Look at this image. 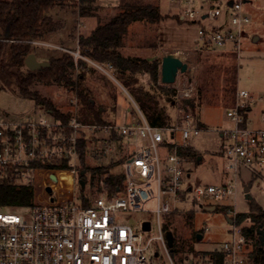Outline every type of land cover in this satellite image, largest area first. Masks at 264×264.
Masks as SVG:
<instances>
[{"label":"built area","instance_id":"obj_1","mask_svg":"<svg viewBox=\"0 0 264 264\" xmlns=\"http://www.w3.org/2000/svg\"><path fill=\"white\" fill-rule=\"evenodd\" d=\"M250 0H167L166 11L183 22L198 24L200 49L231 50L240 55L251 17L245 5ZM0 33V42L8 41ZM33 45L54 46L43 40H27ZM63 48V47H60ZM73 58L84 59L103 74L119 82L112 62H99L79 49L63 48ZM192 85L176 87L173 121L153 125L143 110L133 102L131 118L123 122H86L79 118V97L73 92L72 117L68 121L48 115L14 119L0 113V264H166L160 256L159 240L169 256V264H248L253 239L244 222L229 218L230 237L219 248L193 253L178 263L171 256L165 230L166 215L182 208L188 200L201 207H215L213 202L236 195L232 182L193 185L185 161L190 157L181 150L192 146L203 124L181 103L193 98ZM256 97L239 88L234 104L228 107L230 129L222 130L229 138L224 151L226 171L236 176L242 170L264 178V106L260 125L250 117ZM94 143V149L112 160L123 159V186L109 194L102 191L84 204L76 195L77 168L80 165L78 143L81 138ZM71 160L70 168L56 166ZM70 172L72 182L64 179ZM105 172L104 176H108ZM33 190L30 204L9 205L7 188ZM10 209L24 212L11 213ZM117 212H146L140 230L116 219ZM154 218V219H153ZM150 222V229L143 227ZM155 221L159 233L152 236ZM206 227L205 230H208ZM202 234V233H201Z\"/></svg>","mask_w":264,"mask_h":264},{"label":"rangeland","instance_id":"obj_2","mask_svg":"<svg viewBox=\"0 0 264 264\" xmlns=\"http://www.w3.org/2000/svg\"><path fill=\"white\" fill-rule=\"evenodd\" d=\"M138 1L158 5L162 14L167 18L159 22L145 19L132 22L128 32L124 35V46L122 47L124 52L131 56L148 59H153L159 54L158 58L161 60L162 55L173 52L187 61L190 69L185 73L179 72L176 81L170 84L171 87L175 91L176 87L186 85H192L197 92L199 88L202 89L200 98L195 99L199 104L194 111L202 122L203 129L197 137L192 139V147L198 151L201 159L190 155L185 161V166L190 171L189 182L193 185L223 182H232L236 185V195L213 202L221 208L219 210L215 211L212 209L213 206L201 207L200 204L204 203L202 201L194 204L188 200L182 204L177 214L171 215V218L165 217V222H169L170 230L174 231L177 237L175 251L170 254L176 262L181 263L193 253L203 254L219 248L230 237L228 216L232 217L235 211H237L236 215L238 212L250 211L251 199H247L244 192L246 185H251L249 192L252 199L264 209V178L253 176L245 169L238 176L232 171H226L224 151L229 138L222 135V130L230 129L232 126L227 110L233 91L236 94L239 88H244L256 97L264 95V0H250L245 5L251 17L248 38L244 42L240 55L234 54V57L227 55L222 49L198 50L196 47L200 43L199 25L182 22L175 15L168 13L166 11L167 0ZM121 3L122 0H96L95 13L86 17L79 15L76 6L68 3L58 4L51 11V15L62 23V27L45 37V40L54 46L33 45L32 52L37 54L39 60L48 61L51 57L62 56L64 53L70 54L63 48L76 49L79 35H88L92 32V28L111 20L123 10ZM3 49L0 57L2 86L0 113H7L14 119L48 115L45 106L37 104L31 98L24 97L19 91V80L32 70L26 65L18 68L13 64L10 44L6 43ZM233 66L235 68L234 77H232L231 70ZM84 71L83 83L91 90L95 105L103 110L102 115L113 122H123L131 118L130 112L136 109L128 96L130 92L120 80L119 82L114 81L93 65L91 68H84ZM78 72L79 69L74 73L75 78ZM140 78L149 87L148 76ZM31 88L51 98L62 112L68 113L73 109L70 102L73 91L63 84L55 81L50 83L36 81ZM160 97L162 103L167 105L171 113H174L176 108L170 105L166 96L160 95ZM137 104L139 105L138 102ZM262 106H264L263 102H256L250 113L255 125L261 124L260 109ZM89 145L92 147L94 144ZM100 154L94 149L93 154L88 155L90 166L109 165L117 161L112 160V156ZM123 162L117 166L116 170L124 171ZM62 175L68 183L72 182L70 172H63ZM223 207L226 211L222 210ZM190 209L194 212L191 223L188 222L186 213ZM8 211L11 213L24 212L21 209ZM146 218L152 219L146 212H117L116 214L119 222H128L138 231H141V221ZM247 223H250V220H247ZM206 227L209 229L205 230ZM197 232L202 233V238H197ZM158 233V227L154 221L153 229L149 234L154 236ZM154 246L160 251V256L155 260L169 264V256L161 242L155 241Z\"/></svg>","mask_w":264,"mask_h":264},{"label":"trees","instance_id":"obj_3","mask_svg":"<svg viewBox=\"0 0 264 264\" xmlns=\"http://www.w3.org/2000/svg\"><path fill=\"white\" fill-rule=\"evenodd\" d=\"M68 3L78 8V13L82 17L90 16L97 9L96 0H0V33L4 38L9 39L0 42V57L6 43L10 44L11 58L13 64L22 68L25 66V59L32 52L33 44L27 40H45L50 33L58 31L62 23L56 20L52 15L58 4ZM123 10L115 15L106 23L99 24L88 35L80 34L78 37V46L81 53L88 58L99 62H112L115 65L117 79L128 89L130 94L139 103L148 120L153 125L170 124L173 121V113L166 104L162 103L160 95H165L170 105L175 107V89L170 84L161 82V62L160 58L148 59L146 57L124 55L121 48L124 46V35L128 32L129 25L136 20H148L152 22L162 21L167 18L162 14L160 7L151 2L143 3L138 0H122ZM177 19L178 16L175 15ZM180 20V19H179ZM181 21V20H180ZM183 22V21H182ZM227 55L234 57V52L225 50ZM50 64L39 70L30 71L25 77L19 80V91L24 97L33 99L37 104L46 107L57 118L68 121L72 117V112H62L56 106L53 100L42 95L38 90L31 86L36 81L58 82L71 89L79 97V118L86 122L110 123L102 114L103 110L95 105L91 90L83 83L85 77L84 68H91L88 61L79 59L75 61L71 54L64 53L62 56L51 57ZM79 69L76 78L74 73ZM232 77H234L235 68L231 67ZM105 75V74H104ZM148 76L149 87L143 83L141 76ZM2 89L0 83V91ZM202 89L195 91L191 103H186L185 99L181 106L187 107L195 114L194 109L199 104L196 98ZM160 94V95H159ZM233 96L228 107L234 104ZM196 115V114H195ZM197 116V115H196ZM90 139L87 141L84 137L78 143L80 154V165L77 168L76 195L84 204L91 202L95 193L102 191V184L111 195L116 192L117 187H122L125 180L124 171L116 170L117 166L123 162V159L114 161L109 165L90 166L88 155L93 154L94 145ZM94 144V143H93ZM184 154L192 155L198 159L199 153L192 146L181 150ZM56 166L60 168H70L71 160H65ZM108 176H104L105 172ZM80 180L85 181L82 186ZM9 205L30 204L33 197L32 188L28 187H9L7 188ZM221 208L215 206V211ZM181 209L168 215L174 216ZM222 210L226 209L223 207ZM189 223L194 218L192 209L187 212ZM240 222H244L245 230L253 239V249L250 253L248 264H264V246L261 244L257 229H264V209L254 201L250 200L249 212H238L236 215ZM250 220V223H247ZM169 222L165 223L164 228L170 230ZM174 246L171 252L175 251L177 237L174 231ZM200 232H197V235Z\"/></svg>","mask_w":264,"mask_h":264},{"label":"water","instance_id":"obj_4","mask_svg":"<svg viewBox=\"0 0 264 264\" xmlns=\"http://www.w3.org/2000/svg\"><path fill=\"white\" fill-rule=\"evenodd\" d=\"M50 62L48 60H39L34 52H31L28 54V56L25 59V65L32 71L39 70L45 66H48ZM189 63L182 59L177 54L171 52L167 53L162 56V62H161V82L166 84H172L176 81L177 75L179 72L185 73L189 71ZM193 100L192 98H186V103H191ZM198 159H201V156L198 157ZM80 183L82 186H85V181L80 180ZM250 187L251 185H246L244 187L245 196L247 199H252V196L250 195ZM212 209H215V207H212ZM228 221L231 222V219L228 216ZM143 227L145 229H150V222L145 221ZM257 232L259 234V239L261 241V244L264 246V229L259 227L257 229ZM202 234L199 233L197 235V238H202ZM167 239L168 244L171 248L174 246V234L172 231L167 232Z\"/></svg>","mask_w":264,"mask_h":264},{"label":"crops","instance_id":"obj_5","mask_svg":"<svg viewBox=\"0 0 264 264\" xmlns=\"http://www.w3.org/2000/svg\"><path fill=\"white\" fill-rule=\"evenodd\" d=\"M92 29H94V28H92ZM92 29H91V31H92ZM121 52L124 54V55H126V56H128V54H126L125 52H124V50H123V48H121ZM159 53H160V51H159ZM36 54V53H35ZM162 54V53H161ZM36 56H37V54H36ZM160 55L158 54V55H156L154 58H158ZM163 56V55H162ZM37 58H38V56H37ZM153 58V59H154ZM39 59V58H38Z\"/></svg>","mask_w":264,"mask_h":264}]
</instances>
